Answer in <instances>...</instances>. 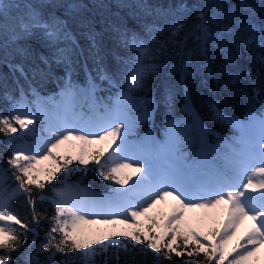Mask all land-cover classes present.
Returning a JSON list of instances; mask_svg holds the SVG:
<instances>
[{
  "label": "snow or ice",
  "instance_id": "1",
  "mask_svg": "<svg viewBox=\"0 0 264 264\" xmlns=\"http://www.w3.org/2000/svg\"><path fill=\"white\" fill-rule=\"evenodd\" d=\"M134 3L153 17L152 22L143 23L141 32L109 26L116 42L133 54L119 58L126 68L124 84L114 82L102 67L99 34L85 24L84 67L91 60L94 74L88 71L85 84L77 85L73 65L84 51L67 22L46 18L28 4L23 5L26 11L12 15L14 0H0V64L27 79L25 65L13 60L28 54L20 41L38 31L54 47L52 62L65 68L58 98L44 99L34 90L32 99L23 91L18 97L9 95L3 89L6 78L0 75V89L10 102L8 114H0L4 137L0 143L10 153L8 168L0 167V264H17L13 253L21 254V264H55L56 254L64 257L60 264H97V256L105 257L101 264H109V253L119 264L121 253L134 257L137 251L154 254V264H262L257 254L264 248V82L251 88V100H259L261 108L249 109L243 120L226 119L212 105L215 118L226 120L236 132L214 147L207 143L208 129L195 116L187 125L169 115L164 140L150 133L130 137L152 117L154 102L135 93L160 71L162 60L177 58L174 70L181 80L192 74L190 65L208 66L211 48L221 51L226 63H233L243 49L254 63L264 66V51L255 54L256 49L264 50V16L257 22L258 9L251 0H237L232 10L224 0H175L168 7H153L148 0ZM80 7L73 0L69 14L78 13ZM41 60L50 62L48 57ZM243 79L255 81L259 73L229 74L233 86ZM105 81L118 88L106 101L97 95ZM164 103L171 107V94ZM186 110L190 111L187 103ZM194 145L198 151H193ZM62 146L76 150L75 158L61 156ZM46 161L51 163L45 166ZM89 164L111 186L109 197L86 194L67 182L72 172ZM9 170L14 187L8 183ZM60 171L64 176L58 179ZM48 185L50 195L44 192ZM21 197L27 210L23 217L12 205ZM167 201L172 202L170 211L161 219L147 215ZM46 202L54 206L51 217L38 208ZM197 211L202 213L198 224L211 221L214 226L204 230L189 223L187 214ZM140 217H146L148 224H141ZM44 222L48 228L37 244ZM94 224L110 225L113 231L103 239H88L84 226ZM117 226L125 230L116 231ZM29 234L32 240L26 244ZM42 253H47L43 259Z\"/></svg>",
  "mask_w": 264,
  "mask_h": 264
},
{
  "label": "trees",
  "instance_id": "2",
  "mask_svg": "<svg viewBox=\"0 0 264 264\" xmlns=\"http://www.w3.org/2000/svg\"><path fill=\"white\" fill-rule=\"evenodd\" d=\"M72 2L73 0H14L17 7L13 10L12 15H15L17 11H26L23 5L28 4L34 5L46 18L58 17L67 22V27L76 37L79 48L84 51V56L78 55L75 57L77 63L73 65V80L77 85L85 84L88 79V71H92L94 74V65L91 60L87 61V69L84 67L85 59L88 55V40L84 34L87 31L85 27V24H87L88 27H91L99 34V53L102 58L100 61L102 67L112 76L114 82L123 85V76L126 68L120 63L119 58L133 54L129 53L116 42L109 26L116 24L136 32H141L142 24L152 22L153 17L147 16L137 9L134 0H103L102 4L100 0H76L81 5L80 10L76 14H69L68 5ZM148 2L153 7L157 5L168 7L170 4L174 6L175 0H148ZM192 2L193 0H189V3ZM224 2L227 4L228 10H232L237 4V0H224ZM251 2L258 9L257 22H260L261 17L264 16V5H262L261 0H251ZM241 15L246 16V13L241 12ZM20 43L27 49L28 54L25 57L15 55L13 62H22L25 65V69L29 73L28 78H19L18 73L13 75L7 66L0 64V75L6 78L3 89H7L9 95L17 97L23 91L28 94L29 99H32L30 93L33 90L44 99L58 98L65 83V68L63 65L52 62L54 47L49 45L38 31L33 36L21 40ZM60 46L62 47L63 45L61 44ZM191 46V41H189L188 47ZM261 51L264 50L256 49L255 54H259ZM41 57H48L49 64L43 63ZM176 62L178 61L175 56L170 60H162L160 71L147 78L145 87L135 93L137 97L153 101L154 103L151 119L141 122L131 138L138 139L150 133L157 139H160L162 132L165 130L166 118L169 115L174 116L178 121L187 125L193 123V116H195L204 128L208 129L207 143L214 147L220 142V139L232 137L236 132L235 129L229 126L226 120L215 118L212 111L213 104L222 111L226 119L243 120L249 109L259 110L261 108L259 100L255 103L251 100V96L253 95L251 88L253 85H259L264 82V66L254 63L252 56L248 52L243 51V49L235 57L233 63H226L224 54L215 48H211L208 66L193 68L190 65L189 71L192 74L183 80H181L179 73L174 70ZM193 64H195V61H193ZM233 72H258L259 79L255 81L243 79L240 81L239 86H233L229 83V74ZM3 89H0V114L7 115L10 110V102L3 94ZM185 90H187V95L185 94ZM117 92L118 88L105 81L97 95L106 101L109 97L115 96ZM169 94H171L170 108L164 103L165 97ZM186 103L190 111L186 110ZM3 139L4 137L0 136V140ZM198 150V145H194L193 151ZM9 154L6 144L0 143V167L8 168L6 160ZM11 171L9 170L8 173V183L14 187L15 182ZM63 176V171L57 173L58 179ZM41 180L47 184L45 177L41 176ZM67 182L78 185L79 188L88 190V192L90 190V192L99 194L100 196L109 195L108 192H110L111 187L108 182L96 174L93 166H88L82 171L72 172L67 177ZM53 184L57 187L63 186L62 184H56V181H53ZM50 187L51 185H48L44 189V192L49 195ZM12 205L22 217L27 215V210L23 207L22 197L13 201ZM40 207L46 211L48 217L54 214V206L50 202H46L43 205L38 204V208ZM140 222L144 225L148 224L147 218L140 220ZM47 228L48 224L44 222L40 236L36 240L37 244L43 240L44 232L47 231ZM129 231L131 230L129 229ZM104 237V233L95 237L91 236L93 239H103ZM31 240L32 237L29 234L26 244L31 242ZM125 242L130 243V241ZM141 247V245H137V249ZM12 255L17 260V264H21V254L13 253ZM46 256L47 253H42L41 259ZM108 257L109 264H117L116 259L111 257V253L108 254ZM153 257L154 254L152 253L145 256L141 255L138 251L134 257L121 253L119 264H154ZM63 258L61 254H56L55 264H60ZM104 258V256H97V264H101Z\"/></svg>",
  "mask_w": 264,
  "mask_h": 264
},
{
  "label": "rangeland",
  "instance_id": "3",
  "mask_svg": "<svg viewBox=\"0 0 264 264\" xmlns=\"http://www.w3.org/2000/svg\"><path fill=\"white\" fill-rule=\"evenodd\" d=\"M37 127H39V125H37ZM131 138V137H130ZM165 139V130L162 132L160 139L158 140H164ZM71 143H78V142H71ZM100 145H95V147H99ZM59 154L61 156L67 154V155H71L73 156V158H75V156L77 155V151L76 150H69L67 148V146H62L61 149L59 150ZM51 162L50 161H46L45 162V166H48ZM92 165L89 164V167H91ZM85 190V189H84ZM86 194H94L92 192H88V190H85ZM109 195L103 196L101 195V197H109L111 195L110 192H108ZM97 196H100L99 194H95ZM171 201H167L161 204H157L155 208H153L147 215L148 216H153L156 217L158 220L161 219V214L162 213H167L170 211V206H171ZM202 216V213H200L199 211L195 212V213H188L187 214V221L189 223H191L194 227H204V230H207L208 227H212L214 226L212 224L211 221H207L205 222V225H201L198 224L197 221L199 219V217ZM146 217H140V220L144 219L145 220ZM148 223V220H147ZM84 230H85V235L88 239H93L91 238V236H98L99 234H105V236L109 235L112 231L113 228L110 225H105V224H94V225H86L84 226ZM120 230H125L123 229V226H117L116 231H120ZM127 231H129V229H126ZM102 231V232H100ZM258 259L262 262V264H264V248H261L260 252L257 254Z\"/></svg>",
  "mask_w": 264,
  "mask_h": 264
}]
</instances>
